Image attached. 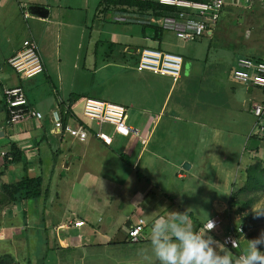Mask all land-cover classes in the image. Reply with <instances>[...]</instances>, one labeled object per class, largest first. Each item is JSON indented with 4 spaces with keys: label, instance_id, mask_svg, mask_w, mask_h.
<instances>
[{
    "label": "crops",
    "instance_id": "1",
    "mask_svg": "<svg viewBox=\"0 0 264 264\" xmlns=\"http://www.w3.org/2000/svg\"><path fill=\"white\" fill-rule=\"evenodd\" d=\"M225 1L242 7L241 0ZM102 2L0 0V150L16 149L21 157L6 167L3 159L0 180L10 184L24 177L41 178L40 196L15 205L13 216H6L1 223L0 241L34 242L33 264H89V260L96 261L93 264H150L153 257L149 250L141 249L142 254L141 250L121 252L149 243L156 219L180 213L187 217L194 232L204 239L211 238L217 255L227 254L236 264L235 251L222 242L227 226L236 221L229 213L233 190L227 201L214 199L209 218L204 221L193 215L192 207L176 201L185 180L216 161L214 152L220 144L231 147V138L223 134L230 136L226 118L233 110V101L250 102L251 114L254 104L263 105L264 89L235 79L246 86L249 97L245 98L230 84L232 69H227L226 60L211 59L202 49L206 46L201 42L205 36L217 38L223 46L235 50L245 49L246 28L233 26V10L225 2L217 26L200 39L186 41L149 21V17L159 18L167 10L159 3L163 8L160 15L149 12L139 17L129 11L117 12L111 6L109 10L119 13L115 20L125 17L129 20L125 21L142 26L136 30L139 35L132 36L131 44H123L119 39L130 33L128 27L111 29V37L104 38L107 32L100 23ZM29 5L47 7V16L30 14ZM222 21H226L225 26ZM231 28L242 29L237 35L239 43L231 35ZM28 38L38 42L45 70L36 77L21 78L8 65V59ZM188 42L199 44L190 46ZM143 47L182 55L179 79L137 70ZM16 84L24 86L31 105L44 114L42 120L30 118L12 126L5 124L3 89ZM85 97L126 106L127 125L132 132L120 135L112 126L98 125L84 117ZM59 105L62 109L68 107L67 118L72 124L80 121L92 131L101 130L109 141L92 135L81 142L59 133L52 117ZM185 163L188 168L183 167ZM0 196V202L8 198L4 191ZM0 214L4 217V209ZM140 218L150 224L149 232L144 233L145 225L144 237L131 241L129 229ZM213 218H221L222 225L204 229V223ZM79 220L84 224L76 227L74 222ZM241 250L245 252L242 241Z\"/></svg>",
    "mask_w": 264,
    "mask_h": 264
},
{
    "label": "rangeland",
    "instance_id": "2",
    "mask_svg": "<svg viewBox=\"0 0 264 264\" xmlns=\"http://www.w3.org/2000/svg\"><path fill=\"white\" fill-rule=\"evenodd\" d=\"M129 1L130 0H120L119 4L111 6L112 8H116L115 11L117 12L129 11L133 16L137 17L144 15V12H142L139 7L130 6ZM239 4H241L242 7L239 5L234 6L226 2V7L228 9L232 8L233 10L231 11L234 22L233 26L236 27L240 25L241 27L243 26L244 29L246 28L244 30V40L246 42L244 45L245 49L235 50L223 46L222 41H219L217 38L215 40H210L208 36H205L201 42L206 44L202 49L205 48L206 52H209L211 59L222 58L223 61L226 60L227 69H232V72L229 71L228 77L230 84L235 91L242 92L244 97L248 98L246 86L234 79L233 69L238 56L246 55L260 57L264 55V4L260 0H241ZM104 8L105 6L103 5V9ZM115 11L102 10L100 12V23L104 24L107 32L104 38L107 39L111 37L109 33L111 29L128 27L130 33L122 35L119 41L123 44H131L132 36L139 35V32H136V30L142 29V26L137 23L127 22L129 21L128 18L127 21L115 20V17L119 14H116ZM220 23L222 26L226 25V21ZM241 31L242 29H232L230 31L231 35L238 43L240 40H238L237 35H240ZM197 43L198 42H188V45L195 46ZM170 52L176 53L171 50ZM256 91L259 93V90ZM258 100L257 102H259ZM233 102V110L227 114L226 118L227 130H229V132L231 131L230 136L227 132L223 134L227 135V138H231V147L228 145L223 147L220 144L217 151L214 152L217 154L215 157L216 161L214 163L211 161L208 165V169L202 172L192 173V176L186 179L184 184L179 187V197L176 202H182L184 205L192 207L195 210L193 215L200 216L199 218L202 221L209 218V210L215 198L217 201H227L233 188H238L244 183L245 170L254 159L260 158L264 161V111L260 119H258L248 111L250 102H244L243 99H236ZM251 102L253 103V101ZM262 103L264 105V102ZM257 122L259 123L257 124ZM261 127H263V132L261 131ZM223 135L221 137H223ZM226 140L227 139H225L224 142H226ZM3 169L4 168L0 166V173H2L1 171ZM5 184L6 183L0 180V192L3 191L2 186ZM3 197H5V195H3L2 198ZM8 199L9 197L0 202V212L2 209L6 212L4 217H2L4 220L0 218L1 233V228L3 226L1 223L6 220V216L8 217L11 215L12 217L13 211L15 210L14 207L16 204L9 203ZM237 201L238 203L230 208L229 213L236 219V222H240L244 225L245 229L241 241L242 249L245 251L249 240L264 232V193H241L238 195ZM13 219L9 221H14ZM149 225L150 224L147 223L144 233L149 232ZM141 249L151 252L150 244L143 243L124 248L121 253L129 254L131 251ZM260 250L264 251V246H261ZM34 251V242H27L20 239H3L0 241V264H33L35 260L31 253ZM110 255L112 256V254ZM111 259V257H107L108 261H111ZM89 261L91 262L89 264L96 262H93V260ZM107 263L111 264L110 262Z\"/></svg>",
    "mask_w": 264,
    "mask_h": 264
},
{
    "label": "built area",
    "instance_id": "3",
    "mask_svg": "<svg viewBox=\"0 0 264 264\" xmlns=\"http://www.w3.org/2000/svg\"><path fill=\"white\" fill-rule=\"evenodd\" d=\"M156 1L166 7L167 10L159 18L149 17V21L156 22L163 28L173 31L177 37L186 41H194L209 34V31L217 26L225 7V0ZM260 1L264 4V0ZM117 20L125 21L127 18L118 17ZM183 61L184 58L179 53L154 47H143L140 49L136 68L139 71L168 75L174 80H178L182 73ZM8 65L21 78H33L42 74L45 66L38 42L34 38L24 40L22 48L8 59ZM233 77L236 80L264 89V55L260 57L238 56L233 69ZM3 95L6 107L5 124L7 126L30 118L38 121L44 118V114L36 110L29 102L23 85L5 86ZM60 106L52 111L53 124L59 133L67 134L81 142L86 141L92 135L103 142L109 141L108 136L101 130L92 131L80 121L72 124L67 118L68 107L62 109ZM263 111L264 106L262 104H254L251 109V112L258 119H260ZM82 113L84 117L95 121L98 125L108 124L112 126L117 134L127 136L132 132V129L127 125V109L122 104L95 97H85ZM262 129L263 127H261L263 132ZM6 155L7 151L0 150V166ZM210 220L214 224L211 230L222 225L221 218ZM83 224L84 221L82 220L74 222L76 227ZM145 225V220L140 218L136 224L130 227L128 235L131 241H138L144 237ZM244 229L242 223L230 222L222 238L224 246L235 251L236 264H241V257L244 254L241 250V238ZM2 238L3 234L0 231V240Z\"/></svg>",
    "mask_w": 264,
    "mask_h": 264
},
{
    "label": "clouds",
    "instance_id": "4",
    "mask_svg": "<svg viewBox=\"0 0 264 264\" xmlns=\"http://www.w3.org/2000/svg\"><path fill=\"white\" fill-rule=\"evenodd\" d=\"M214 224L210 220L204 225L211 230ZM211 238L204 239L194 232L184 214L174 213L167 219L155 220L149 239L153 262L159 264H233L227 255H217L211 246ZM264 232L249 240L241 257V264H264ZM142 254V250H141Z\"/></svg>",
    "mask_w": 264,
    "mask_h": 264
},
{
    "label": "trees",
    "instance_id": "5",
    "mask_svg": "<svg viewBox=\"0 0 264 264\" xmlns=\"http://www.w3.org/2000/svg\"><path fill=\"white\" fill-rule=\"evenodd\" d=\"M119 3L120 0H103L102 2V4L105 6L104 10H109V6ZM129 5L139 7L142 12H150L149 14L160 15L163 11V8L156 0H130ZM20 160L21 157L18 155V150L12 149L10 152H7V155L4 158L3 167ZM40 179V177H24L20 181L3 185V191L7 193L9 197L8 202L18 204L24 199L40 196ZM246 192L264 193V161L260 158L254 159L253 162L247 166L245 170L244 183L238 188L234 187L232 191L230 206H235V204L238 203V195Z\"/></svg>",
    "mask_w": 264,
    "mask_h": 264
},
{
    "label": "water",
    "instance_id": "6",
    "mask_svg": "<svg viewBox=\"0 0 264 264\" xmlns=\"http://www.w3.org/2000/svg\"><path fill=\"white\" fill-rule=\"evenodd\" d=\"M28 11L30 14H38L41 16L46 17L47 13H48V8L47 7H40V6H36V5H29L28 6ZM184 168H188L189 164L185 163L183 165Z\"/></svg>",
    "mask_w": 264,
    "mask_h": 264
}]
</instances>
